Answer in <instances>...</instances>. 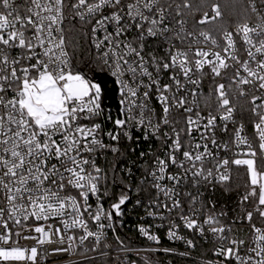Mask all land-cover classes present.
I'll return each instance as SVG.
<instances>
[{"label": "snow or ice", "instance_id": "1", "mask_svg": "<svg viewBox=\"0 0 264 264\" xmlns=\"http://www.w3.org/2000/svg\"><path fill=\"white\" fill-rule=\"evenodd\" d=\"M246 3L213 32L187 27L193 0H0V264H39L45 244L60 253L91 240L96 251L132 192L141 219L159 220L170 240L195 248L211 238L216 259L202 264H264V0ZM209 7L196 25L222 17ZM74 29L115 78V118L73 64ZM234 96H250L251 134ZM141 138L159 147L140 152L135 172L109 167V153L118 161L122 143ZM233 166L245 168L246 191L236 208H218L207 194L231 190ZM151 227L137 226L159 243Z\"/></svg>", "mask_w": 264, "mask_h": 264}, {"label": "built area", "instance_id": "2", "mask_svg": "<svg viewBox=\"0 0 264 264\" xmlns=\"http://www.w3.org/2000/svg\"><path fill=\"white\" fill-rule=\"evenodd\" d=\"M212 15L211 9L209 11V16ZM200 19V18H199ZM197 19L196 21H198ZM195 21V22H196ZM188 23L187 27L189 29L196 27L208 26L212 23L206 25H196V23ZM94 50V49H93ZM102 74L109 75L113 80L114 77L111 76L110 72L104 68L102 69ZM217 82H224L217 78ZM212 87L210 81L206 79L203 83L202 90L205 95L209 92ZM120 99V96L118 97ZM250 96L245 97H233V103L236 104L235 118L237 122H243L246 126V130L251 134V124L250 120L252 119L251 112L246 111L247 108H250L248 100ZM214 103V101H213ZM101 107H102V93H101ZM103 108V107H102ZM105 115H108L104 110ZM112 116V115H111ZM103 119V117H101ZM113 126L111 123L106 122V130L111 129ZM231 128L232 125H229ZM139 135V133H136ZM152 145L153 149L159 147V145L154 141L150 140L148 142L141 141L139 144L133 142L129 145L127 142H123L121 146V152L124 155H121L119 159H122L121 166L123 167H133V162L136 166H139L143 161L139 160L140 152L149 151V145ZM135 148V152H131L129 149ZM101 164H104L105 161L102 158ZM235 166H233V169ZM133 171H136V168L133 167ZM139 177V173H136ZM131 200L126 205L124 209V215L122 217L123 223H117L115 234L111 230L107 232V238L100 244L96 251H91L93 246V241L89 240L85 242V246L76 247L74 246L69 252H60V253H51V249L58 247L56 244H45L41 246L38 255L39 264H174L175 262H182L184 264H202L203 260L206 259H216L212 255V243L211 238L207 242L197 238L196 247L188 248L181 241H173L167 237V227L157 228L155 225L161 223L159 220H153L151 218L141 219L146 216V213L143 208L135 206L136 193H130ZM108 204H105L107 207ZM144 225L148 227L152 225L151 232L158 235L159 243L149 241L146 237L142 236L138 231L137 226ZM245 232L248 229H244ZM181 235H189L186 231H182ZM116 236L120 237V240L123 241L124 247L121 248V245L116 240ZM21 244L32 246L35 244V241L21 240ZM105 244L110 245V247H105ZM66 246V245H65ZM173 249V252H164L163 249ZM148 251H145V250ZM155 250V251H153ZM187 252L188 255H180V253ZM154 261V263H153Z\"/></svg>", "mask_w": 264, "mask_h": 264}, {"label": "trees", "instance_id": "3", "mask_svg": "<svg viewBox=\"0 0 264 264\" xmlns=\"http://www.w3.org/2000/svg\"><path fill=\"white\" fill-rule=\"evenodd\" d=\"M179 2V0H177ZM194 3L200 5V10H192V12H188L186 10L188 23H194L197 19L201 18L204 11H210L209 5L213 3H217L220 5L222 17L215 21L214 23L203 26L201 28H207L210 31H215L218 24L225 23L228 26H232V24L245 12V8L247 7L246 0H193ZM257 6L260 7V0H256ZM69 27L71 25L69 24ZM69 40L71 42L70 47H75V55L73 57V64L77 70H82L88 79H91L97 75L102 74V68L99 63L95 60V52L93 49L89 48L87 43V38L81 35L79 29H74L70 35ZM107 162L109 167L113 163L119 162L122 164V159L118 158V161L113 158L112 154L109 153L107 156ZM247 175L244 167H235L232 171V181H231V190L224 191L219 185L216 187L215 191H210L207 195L211 199L217 202V207L227 206L228 209L236 208L239 198L246 191L244 188V184L247 181ZM113 197L118 196L120 194L119 188H113ZM112 203L111 200L107 201L109 205ZM251 210V209H249ZM230 211V215H231ZM257 226H261L259 223ZM236 227H241L237 225ZM243 228L246 230L247 225H244ZM154 263V261H153ZM174 264H184L182 262H175Z\"/></svg>", "mask_w": 264, "mask_h": 264}, {"label": "water", "instance_id": "4", "mask_svg": "<svg viewBox=\"0 0 264 264\" xmlns=\"http://www.w3.org/2000/svg\"><path fill=\"white\" fill-rule=\"evenodd\" d=\"M92 81L100 84L101 86L103 109L107 114H110L113 118H115L118 114V85L115 84L114 80L107 74H97L92 78ZM126 205L122 207L125 209Z\"/></svg>", "mask_w": 264, "mask_h": 264}, {"label": "rangeland", "instance_id": "5", "mask_svg": "<svg viewBox=\"0 0 264 264\" xmlns=\"http://www.w3.org/2000/svg\"><path fill=\"white\" fill-rule=\"evenodd\" d=\"M91 80V79H90ZM94 82V81H93Z\"/></svg>", "mask_w": 264, "mask_h": 264}]
</instances>
